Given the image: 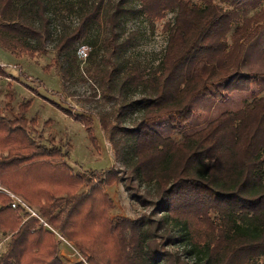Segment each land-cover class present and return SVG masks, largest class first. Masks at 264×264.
Listing matches in <instances>:
<instances>
[{"label":"trees","instance_id":"16d2710c","mask_svg":"<svg viewBox=\"0 0 264 264\" xmlns=\"http://www.w3.org/2000/svg\"><path fill=\"white\" fill-rule=\"evenodd\" d=\"M197 2L82 0L76 24H62L53 35L55 11L48 0H0V48L13 56H34L50 48L65 74L77 66L80 43L94 25L106 29L98 83L104 100L119 104L99 117V125L115 156L124 161V177L118 178L112 168L98 180L85 181L74 173L59 148L30 136L36 122L24 119L29 104L19 106L15 120L0 116V153H6L0 155V184L37 207L86 264H264V211L248 215L232 206L233 200L253 203L262 197L243 152L264 132V110L257 111L253 101L181 141L149 127L164 117L183 124L197 97L220 98L232 83L234 90L246 92L255 78L264 77L242 73L246 49L264 21L263 9L249 12L264 0ZM167 13L175 16L163 24L167 39L157 66L131 63L125 54L136 44L138 32L124 36V24L143 17L153 28ZM126 115L133 117L128 125ZM74 120L91 130V118ZM211 132L216 133L212 142L207 139ZM133 180L145 189L131 197L149 213L112 220L114 203L105 187L124 182L130 191ZM7 201L0 195V230L13 235L0 264H62L54 234L33 218L21 223Z\"/></svg>","mask_w":264,"mask_h":264},{"label":"rangeland","instance_id":"374dc122","mask_svg":"<svg viewBox=\"0 0 264 264\" xmlns=\"http://www.w3.org/2000/svg\"><path fill=\"white\" fill-rule=\"evenodd\" d=\"M48 2L50 9L56 12H53L51 17L53 35L58 34L62 24L70 26L76 24L77 9L82 4V0H48ZM191 2L198 3L197 0ZM72 6L75 8L74 11L71 10ZM260 8L264 10V3L250 11L249 15ZM174 16V13H167L165 19L155 23L153 28L143 17L127 21L124 24V36L135 30L138 35L136 44L127 51L125 57L133 64L154 69L162 57L166 44L167 33L162 29L163 24L171 23ZM105 34L106 29L103 24L94 25L88 37L80 43L81 46L86 47V57L80 59L77 56V66H73L71 70L69 68L66 74L56 52L50 48L34 56H13L0 48V65L5 72L0 76V116L6 120H15L19 106L29 104L24 119L36 122L29 128L34 142L48 148H59L73 172L82 175L85 181L94 178L98 180L111 168L116 170L118 178H121L124 177L121 172L125 173L126 170L121 156H115L114 149L108 141V134L99 125V117L104 113H113L119 104L117 100L111 102L104 100L103 89L98 83L97 76L103 68L101 46ZM242 73L264 74V21L258 38L246 49ZM253 82H257V87H253L254 91L250 94H238L240 91L234 90L235 84L232 83L225 88L220 98H214L209 94L197 97L190 104L191 115L183 124H179L175 117H164L149 124V127L164 137L181 141L205 128L209 122L216 120L223 113L236 112L253 101L256 103V110L261 112L264 110V77L255 78ZM60 109L71 113V117ZM75 116L91 118V130L88 131L83 124L74 120ZM124 119L125 124L128 125L133 117L126 115ZM215 138L214 132L207 137L210 142ZM243 154L251 175L261 184L262 197L253 203L233 200L232 206L237 213L252 215L264 211V132L246 144ZM0 155L6 153L2 152ZM132 182L134 189L130 191H127L128 184L124 182L105 187V193L114 203L110 211L112 220L119 217L134 220L142 214L149 213V208L143 209L131 197L136 190L144 191L145 184L141 183V186L137 187L138 181ZM30 207L55 231L56 235L40 223L38 218H33L45 230L54 234L58 242V257L62 264H76L79 260L86 264L75 246L41 217L38 208L32 205ZM18 216L24 217L22 213ZM10 239L11 237L0 248V258L6 252Z\"/></svg>","mask_w":264,"mask_h":264},{"label":"built area","instance_id":"2783aa9c","mask_svg":"<svg viewBox=\"0 0 264 264\" xmlns=\"http://www.w3.org/2000/svg\"><path fill=\"white\" fill-rule=\"evenodd\" d=\"M78 57L81 58H85L86 57V47L81 46L78 49ZM0 195L1 196H5L7 198V204L6 206L8 208H10L13 211H16L18 213H22L24 215V217H22L23 219H29V218H38L40 223H42L44 226L48 227L51 231L54 232V230H52L39 216L36 212H34L30 205L28 204V202L26 200H24L21 196H18L14 193H12L11 191H9L7 188H5L3 185L0 184ZM47 228V229H48ZM58 236V235H57ZM58 238H61L60 236H58ZM9 239L8 236H5L3 234L0 233V248L2 247V245Z\"/></svg>","mask_w":264,"mask_h":264},{"label":"crops","instance_id":"0c3cea01","mask_svg":"<svg viewBox=\"0 0 264 264\" xmlns=\"http://www.w3.org/2000/svg\"><path fill=\"white\" fill-rule=\"evenodd\" d=\"M255 87H257V82H251L250 83V85H249V90L247 91V92H238V94L239 93H241V94H250V93H252L253 91H254V88ZM212 108H214V107H212ZM64 161L66 162V159H64ZM66 163H68V162H66ZM70 168L72 169V167L70 166ZM30 204V203H29ZM31 205V204H30ZM19 214V213H18ZM25 220H27V219H22V222L21 223H23ZM44 229V228H43ZM45 230V229H44ZM47 231V230H46ZM53 232V231H52ZM0 233L1 234H3L4 232L3 231H1L0 230ZM55 235H56V233H55V231L53 232ZM3 235H5V236H8L9 238L10 237H12V235H13V233H5V234H3Z\"/></svg>","mask_w":264,"mask_h":264}]
</instances>
